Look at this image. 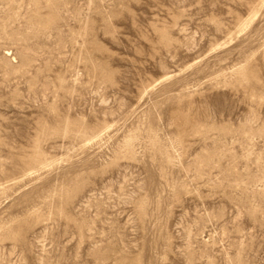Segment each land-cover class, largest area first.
I'll return each instance as SVG.
<instances>
[{"label": "rangeland", "instance_id": "1", "mask_svg": "<svg viewBox=\"0 0 264 264\" xmlns=\"http://www.w3.org/2000/svg\"><path fill=\"white\" fill-rule=\"evenodd\" d=\"M0 264H264V0H0Z\"/></svg>", "mask_w": 264, "mask_h": 264}]
</instances>
